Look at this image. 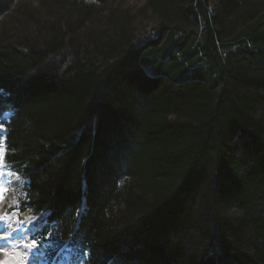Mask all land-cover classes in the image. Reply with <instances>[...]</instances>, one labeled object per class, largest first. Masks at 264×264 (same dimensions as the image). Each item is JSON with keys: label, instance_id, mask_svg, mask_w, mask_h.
<instances>
[{"label": "trees", "instance_id": "obj_1", "mask_svg": "<svg viewBox=\"0 0 264 264\" xmlns=\"http://www.w3.org/2000/svg\"><path fill=\"white\" fill-rule=\"evenodd\" d=\"M120 1L0 0L20 210L85 264H264V0Z\"/></svg>", "mask_w": 264, "mask_h": 264}, {"label": "rangeland", "instance_id": "obj_2", "mask_svg": "<svg viewBox=\"0 0 264 264\" xmlns=\"http://www.w3.org/2000/svg\"><path fill=\"white\" fill-rule=\"evenodd\" d=\"M39 1L16 0L15 7L24 5L39 8ZM120 4L123 6H136L140 3H134L132 0H121ZM15 7L13 6L11 9L13 10ZM39 9L42 12L44 11L42 8ZM12 10L8 16L0 20V32L5 28L7 32L17 33L16 27L11 22ZM46 14H52V11L50 10ZM151 25V21L142 20V30H149ZM9 118L10 113H5L0 118V154L2 153V142L5 134L4 124H7ZM0 173L2 183L0 184V242H6L8 245L11 243L10 247L0 245V264H82L77 254L68 249L56 252L52 249L53 246L49 245L48 238L42 237L40 227L45 214L36 216L18 211L19 204L25 196V180L19 175L3 174V171ZM4 176H7L9 180H4ZM9 237L11 238L9 241H4ZM16 240L20 242V247H15L14 242Z\"/></svg>", "mask_w": 264, "mask_h": 264}, {"label": "bare ground", "instance_id": "obj_3", "mask_svg": "<svg viewBox=\"0 0 264 264\" xmlns=\"http://www.w3.org/2000/svg\"><path fill=\"white\" fill-rule=\"evenodd\" d=\"M0 174H1V173H0ZM3 174H5V173H3ZM9 177H10V176H9ZM1 178H2V175H1ZM3 178H4V180H7V181L9 180V179H7V176H4ZM16 178H18V177H16Z\"/></svg>", "mask_w": 264, "mask_h": 264}]
</instances>
